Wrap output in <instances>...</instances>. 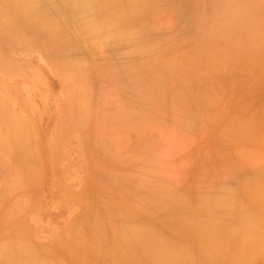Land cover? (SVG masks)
I'll list each match as a JSON object with an SVG mask.
<instances>
[{
	"label": "rangeland",
	"instance_id": "obj_1",
	"mask_svg": "<svg viewBox=\"0 0 264 264\" xmlns=\"http://www.w3.org/2000/svg\"><path fill=\"white\" fill-rule=\"evenodd\" d=\"M77 1L0 2V264H156L128 226L168 262L198 264L213 229L200 264H264V0H137L100 47L73 39Z\"/></svg>",
	"mask_w": 264,
	"mask_h": 264
},
{
	"label": "bare ground",
	"instance_id": "obj_2",
	"mask_svg": "<svg viewBox=\"0 0 264 264\" xmlns=\"http://www.w3.org/2000/svg\"><path fill=\"white\" fill-rule=\"evenodd\" d=\"M48 1V0H47ZM61 1H63L65 4H67V2H70V0H61ZM75 1H77V0H75ZM79 1V0H78ZM77 1V2H78ZM93 1V2H92ZM97 3H96V2ZM80 0L78 3L77 2H74V3H70L73 7H74V9H72L71 8V10L73 11V10H75V12H74V16L76 15L77 17L76 18H74L73 19V23H74V27L76 28V30H77V33L75 34V33H71V35H73L74 37H73V39L75 38V40L78 38V39H80L81 40V42H83L84 44H90V43H93V42H104V41H106L108 38H110L111 37V35H118V34H120V33H122L121 32V30H120V28H121V25L124 23V22H128L129 20H131V19H133V16H134V13L135 12H133V10L134 9H132V12H130L131 10L130 9H128V8H132V7H135V5L137 4V2L139 1H137V0H131V2H127V0H114L115 2L112 4V6L111 7H107L106 5L107 4H109V3H111V1L112 0H102L103 1V3H98V1L100 2L101 0ZM101 1V2H102ZM131 3V7H128V5H126L127 3ZM129 1V0H128ZM0 2L2 3V5H3V15H16L15 17H18V15L20 14H17V12H16V10H15V8H21L23 11H24V8L25 7H27L28 9H29V7L33 10H36V7H38L39 5H38V2H37V0L35 1V0H0ZM72 2H73V0H72ZM95 2V3H94ZM109 2V3H108ZM50 3V2H49ZM140 3V2H139ZM138 3V4H139ZM46 4H47V2H46ZM45 4V5H46ZM70 4H69V6H70ZM138 4L136 5V6H138ZM47 6V5H46ZM105 6V7H104ZM127 6V7H126ZM40 7V6H39ZM71 7V6H70ZM50 8H51V6H50ZM49 9V8H48ZM44 10V9H43ZM42 10V11H43ZM78 10H80L81 11V13H80V11H78ZM55 11V10H54ZM21 12V11H20ZM37 12V11H36ZM41 12V11H40ZM40 12H38V13H40ZM56 12V11H55ZM103 13V15H104V17L101 19V20H96V19H94V17H93V15L95 14V13ZM44 13H45V11H44ZM80 13V14H79ZM33 14V13H32ZM46 14V13H45ZM62 14V13H61ZM28 16V15H27ZM41 16V15H40ZM45 15L43 14V17H44ZM49 16V15H48ZM22 17H23V15H22ZM42 17V16H41ZM52 17V16H51ZM26 18V17H25ZM107 18V19H106ZM34 20V19H33ZM32 20V21H33ZM36 20V19H35ZM46 19L44 18V21H45ZM56 19L54 18V21H55ZM43 21V20H42ZM48 21H50V20H48ZM54 21H53V23H54ZM51 22V21H50ZM57 22V21H56ZM72 22V21H71ZM118 22H120V23H118ZM122 22V23H121ZM37 23V22H36ZM46 23V22H45ZM52 23V25L50 26V28L47 30V32H46V35H48L49 37H51V41H49V44H52V46H54V45H56V44H58L59 42H61L60 40H58L57 39V37H56V35L58 34V31L61 29V27H60V25L61 24H59V26H58V22H57V25H55V24H53ZM67 23V22H66ZM73 23H71L72 24V26H73ZM47 24V23H46ZM63 24V23H62ZM66 25H68V24H66ZM41 26H42V24H41ZM48 26V25H47ZM52 27V28H51ZM68 27H69V25H68ZM75 28H74V30H75ZM43 29V28H42ZM75 30V31H76ZM71 31H72V29H71ZM73 32V31H72ZM66 33V32H65ZM66 36V35H65ZM124 36H127L130 40L132 39V37H137L138 36V33L137 32H132L131 34H126V35H121V37H124ZM68 38L70 37V36H67ZM77 37V38H76ZM114 37H117V36H114ZM126 39V38H125ZM69 40H70V38H69ZM69 40H67V41H69ZM71 41V40H70ZM66 43V42H65ZM73 44H74V42H72ZM106 43V42H105ZM80 44V43H79ZM94 44V47L97 45V46H99L97 43L95 44V43H93ZM81 45V44H80ZM67 46H69V45H67ZM75 46V45H74ZM90 46H91V44H90ZM77 47V46H76ZM100 47V46H99ZM98 48V47H97ZM106 48V47H105ZM141 48V45L140 44H138L135 48H134V51L135 50H138V49H140ZM143 48H144V46H143ZM71 49V48H70ZM75 49V48H74ZM92 49H93V47H92ZM51 50V49H50ZM72 50V49H71ZM142 50V49H141ZM94 51H95V49H94ZM140 51H138V53H139ZM81 53H83V52H81ZM92 53V52H91ZM99 54V53H98ZM101 54V53H100ZM135 54H136V51H135ZM100 56V55H99ZM146 178V177H145ZM144 178V179H145ZM150 179V178H149ZM148 179V180H149ZM144 181H146V180H144ZM152 181V180H151ZM150 183V182H149ZM149 185V184H148ZM146 187H144V189H145ZM146 190H148V189H146ZM145 190V191H146ZM152 191V189L150 190V193L148 192V194H153L154 193V190H153V192H151ZM196 191V190H195ZM201 192V191H200ZM199 192V193H200ZM141 193V192H140ZM145 193V192H144ZM167 193H169V192H167ZM167 193H165V194H167ZM179 193H181V192H179ZM184 193H185V190H184ZM204 193V192H203ZM226 193V192H225ZM146 194V193H145ZM147 194V195H148ZM152 194H151V196H152ZM157 194V193H156ZM164 193H163V195H165ZM174 194V196H172V197H174L175 198V196H178V195H175V193H172V195ZM197 194V193H196ZM195 194V195H196ZM209 194V193H208ZM221 194V193H220ZM228 194V193H227ZM139 195H141V194H139ZM161 195V194H160ZM167 195H169V194H167ZM180 196L182 195V194H179ZM186 195H188V194H186ZM205 195H206V193H205ZM214 195V194H213ZM213 195H212V197H213ZM223 195V194H222ZM142 196L143 197H145L146 198V196L144 195V194H142ZM153 196H155L154 194H153ZM159 196V195H158ZM171 196V195H170ZM170 196H169V198H170ZM179 196V199L178 200H181L182 198ZM198 196V195H197ZM166 197V196H165ZM183 197V196H182ZM201 197H203L202 195H201ZM225 197H227V196H224V197H222L223 199L225 198ZM144 198V199H145ZM154 198H156V197H154ZM159 198V197H158ZM173 198V199H174ZM185 198H186V196H185ZM197 198V197H196ZM195 198V199H196ZM215 198H216V196H215ZM229 198V197H228ZM133 199V198H132ZM131 199V200H132ZM139 199V198H138ZM137 199V200H138ZM147 199V198H146ZM151 199H152V197H151ZM167 199V198H166ZM175 199H177V198H175ZM175 199H174V201H175ZM188 199V198H187ZM199 199L201 200L202 198H200L199 197ZM210 199V201H212V200H214V199H212L211 200V198L208 196V198H207V200H209ZM226 199V198H225ZM131 200H129L128 202L130 203V201ZM152 200H154V199H152ZM157 200V199H156ZM155 200V201H156ZM161 200V199H160ZM163 201H164V199H162ZM171 200V199H170ZM169 199H168V201H170ZM206 200V201H207ZM227 200V199H226ZM229 200H231V199H229ZM134 201V200H133ZM139 201V200H138ZM146 201V200H145ZM150 201V200H149ZM158 201V200H157ZM163 201H161V202H163ZM173 201V200H172ZM173 201V202H174ZM177 201V200H176ZM185 201V200H184ZM187 201V200H186ZM185 201V202H186ZM196 201H199V200H196ZM210 201L208 202V203H210ZM179 202V201H178ZM189 201H187V203H188ZM207 202H206V204H207ZM213 202H215L216 203V201H213ZM232 202V201H231ZM231 202H229V203H231ZM234 202V201H233ZM232 202V203H233ZM131 203H133V202H131ZM135 204H136V202H134ZM134 203H133V205H134ZM142 203H143V201H142ZM147 203H148V200H147ZM153 203H155V202H153ZM157 203V202H156ZM181 203H183L182 201H181ZM186 203V204H187ZM197 203V202H196ZM196 203H195V205H196ZM199 203V204H198ZM197 204L198 205H201L200 203H202V202H198ZM231 203V204H232ZM150 205H151V203H149ZM163 204V203H162ZM166 205H167V203H165ZM169 204V203H168ZM170 204H172V203H170ZM205 203H203V205H204ZM211 204V203H210ZM220 204V203H219ZM218 204V205H219ZM225 204V203H224ZM132 205V204H131ZM177 205V204H176ZM178 205L180 206V204L178 203ZM208 205V204H207ZM213 205V204H212ZM218 205H217V207H218ZM237 205V204H236ZM238 205H239V203H238ZM152 206V205H151ZM153 206H156V204L155 205H153ZM170 206H172V205H170ZM209 206V205H208ZM214 206H215V204H214ZM226 206V205H225ZM129 207H131L130 205H129ZM145 207H147V205L145 206H143V208L144 209H146ZM166 207V206H165ZM168 207V206H167ZM176 206H174V208H175ZM181 207V206H180ZM205 207V206H204ZM226 207H228V206H226ZM238 207V206H237ZM142 208V209H143ZM148 208V207H147ZM153 208V207H152ZM155 208H157V207H155ZM179 208V207H178ZM216 208V207H215ZM214 208V210H216L215 212H218L217 211V209H219V208H221V207H219V208H216L215 209ZM223 208H225L224 206H223ZM223 208H222V210L221 211H223ZM143 209V210H144ZM160 209H162V208H160ZM164 209V208H163ZM167 209V208H166ZM165 209V210H166ZM169 209H171V208H169ZM169 209H167V210H169ZM180 209V208H179ZM183 209V208H182ZM182 209H180V211L182 210ZM206 209H208V207L206 206ZM227 209V208H226ZM125 210H127V207H126V209H124V211ZM129 210H130V208H129ZM164 210V211H165ZM175 210V209H174ZM209 210H211V208L209 207ZM213 210V209H212ZM212 210H211V212H212ZM231 210V209H230ZM229 210V211H230ZM128 211V210H127ZM131 211V210H130ZM135 211H137L138 212V210H135ZM179 213H180V211L179 210H177ZM145 212H147L146 210H145ZM157 212V211H156ZM162 212V211H161ZM209 212V219L211 218V216H212V218H213V215H215V212H213L214 214H210V211H208ZM207 212V213H208ZM227 212V211H226ZM238 212V211H237ZM148 213H151V212H148ZM158 213H159V211H158ZM245 213V212H244ZM152 214H154V213H152ZM229 214V213H228ZM151 215V214H150ZM155 215V214H154ZM158 215V214H157ZM230 215V214H229ZM233 215V214H232ZM164 216V215H163ZM178 216V215H177ZM177 216H174V218L175 217H177ZM231 216V215H230ZM235 216V215H234ZM237 216V215H236ZM243 216V215H242ZM245 217H246V214L244 215ZM248 216V215H247ZM166 217V216H165ZM170 217V216H169ZM180 217V216H179ZM178 217V218H179ZM183 217V216H182ZM233 217V216H232ZM167 218H168V216H167ZM172 216H171V219L169 218V220L170 221H174V220H172ZM218 218H220L219 216H218ZM236 218H238V216L236 217ZM251 218V217H250ZM249 218V219H250ZM213 219H216V218H213ZM221 219V218H220ZM241 219V218H240ZM162 220H164V219H162ZM180 220V219H179ZM181 220H182V218H181ZM188 220V219H187ZM193 220V219H192ZM192 220L190 221L191 223H192ZM198 220V219H197ZM203 220V219H202ZM201 220V221H202ZM238 220V219H237ZM252 220H255L254 218L252 219ZM251 220V221H252ZM258 220H259V218H258ZM182 221H184V220H182ZM200 221V222H201ZM222 221H223V219H222ZM222 221H221V223H222ZM248 221V220H247ZM177 222H179L178 220H177ZM187 222V221H186ZM189 222V223H190ZM213 222H215V221H213ZM220 222V221H219ZM215 223H218V222H215ZM221 223H219V225L221 224ZM248 223V222H247ZM164 224V223H163ZM183 224V223H182ZM195 227L196 226H198V225H200V224H196V221H195V224L194 223H192ZM211 224L213 225L214 223H212V221H211ZM254 224V223H253ZM180 225V224H179ZM184 225H186L185 223H184ZM210 225V224H209ZM211 225V226H212ZM234 225V224H233ZM235 225H238V224H235ZM240 225V224H239ZM128 226V225H127ZM137 226V225H136ZM208 226V225H207ZM211 226H208V234L211 232L214 236H212L211 234H209L210 236H206V238H207V244H208V246H209V249L211 248V247H213V245H214V243H216L215 241L216 240H218V239H215L214 240V238H217V234H218V232H217V234L216 233H213L212 231H213V229L209 232V229L211 228ZM214 226V225H213ZM241 227H242V225H240ZM254 226H255V224H254ZM254 226H253V228H254ZM257 226V225H256ZM129 227V226H128ZM127 227V228H128ZM149 227V226H148ZM151 227V226H150ZM189 227V226H188ZM187 227V225H186V228H188ZM235 227V226H234ZM245 227V226H244ZM126 229V231H128V233H124V231H125V229ZM126 227H123L122 229H124V231H123V237H126V239H128V238H130L131 240H133V244L134 245H132L131 244V246L129 247L131 250H132V253H136V257L135 256H132L133 258L135 257V258H137V253H138V255H142L143 254V251L141 252V254L139 253V250H136V249H141V246L143 247L144 246V249H145V246H148V247H152V246H154V249H151V250H153L154 251V253L151 251V250H144V252H146V254L147 255H149L150 256V252H152L154 255L155 254H157L158 255V258L159 257H165L166 255L168 256V254H162V256H161V253L162 252H164V251H166V249H164V247H163V251H161V253H159L160 252V246H162V243H161V241L160 240H158V238H157V240H156V238H154V236H155V232H157V234H158V231L156 230V228L155 227H153V228H150L149 230L147 229V225H146V229H147V231L145 230V229H143V228H128L127 229ZM214 228V227H213ZM143 229V230H142ZM155 229V230H154ZM189 229V228H188ZM228 229V228H227ZM243 229V228H242ZM120 230V231H121ZM138 230V231H137ZM154 230V231H153ZM174 230V229H173ZM192 230V229H191ZM217 230H219V227H218V229ZM216 230V231H217ZM238 230V229H237ZM245 230V229H244ZM119 231V232H120ZM122 231H121V233H122ZM125 231V232H126ZM144 231H146V233H140V232H144ZM107 232V231H106ZM139 232V233H138ZM191 232H193V230L191 231ZM215 232V231H214ZM237 232V231H236ZM238 232H239V230H238ZM154 233V234H153ZM199 233V232H198ZM197 233V234H198ZM250 233V232H249ZM159 234H161L160 232H159ZM159 234H158V236H159ZM195 234H196V232H195ZM196 234V235H197ZM207 234V233H206ZM216 234V235H215ZM237 234V233H236ZM244 234V233H243ZM122 235V234H121ZM200 235V234H199ZM216 236V237H215ZM259 236V235H258ZM122 237V238H123ZM128 237V238H127ZM155 237H157V236H155ZM208 237H209V239H208ZM228 237V236H227ZM248 237H249V235H248ZM248 237H246V239L248 238ZM251 237V236H250ZM260 237V236H259ZM118 238H120L119 236H118ZM183 238V237H182ZM187 239H185V240H192L193 241V239L192 238H189L188 239V237H186ZM196 238V237H195ZM213 238V239H212ZM218 238H219V240L221 241V239H220V237L218 236ZM256 238H258L257 236H256ZM255 238V239H256ZM263 238V237H262ZM124 240V238H123V242H121V243H125L126 244V242L128 241V240H130V239H128V240ZM160 239V238H159ZM163 239H164V237H163ZM167 239V238H166ZM170 239V238H169ZM168 239V240H169ZM210 239L212 240V241H210ZM226 239V238H225ZM224 239V240H225ZM116 240H117V238H116ZM130 240V241H131ZM156 240V241H155ZM162 240V239H161ZM185 240H184V238L183 239H180L177 243H180L181 241H184L183 242V244H186L185 243ZM196 240V239H195ZM218 240V241H219ZM222 240H223V238H222ZM243 240V239H242ZM253 240V239H252ZM118 241V240H117ZM126 241V242H125ZM159 241H160V243H159ZM163 241V240H162ZM217 241V245H219V242ZM244 241H246L245 239H244ZM254 241V240H253ZM119 242H120V240H119ZM169 243H170V241H168ZM175 242H176V240H175ZM206 242V241H205ZM212 242V244L213 245H209V243H211ZM214 242V243H213ZM223 242H225V241H223ZM223 242L221 241L220 242V244L222 245L223 244ZM227 242V241H226ZM163 243H165V240L163 241ZM172 243H174V241H172ZM177 243H175L176 245H177ZM182 243V242H181ZM180 243V245H179V247L180 246H182V248H183V244H181ZM188 244H190L191 243V241L189 242H187ZM193 243H194V241H193ZM244 243V242H243ZM249 243V242H248ZM252 243V242H251ZM117 244V243H116ZM127 244H128V242H127ZM129 244H130V242H129ZM129 244H128V246H129ZM141 245L140 247H138L137 245ZM166 246H168L169 244L166 242ZM229 245V243H226V245ZM160 245V246H159ZM173 245V244H172ZM176 245H174L172 248H174L175 249V247L176 248H179V247H177ZM187 245V244H186ZM221 245H220V247H221ZM118 246V245H117ZM122 246V245H121ZM208 246H206V248L208 249ZM216 246V245H215ZM214 246V247H215ZM23 247H25V246H23ZM115 247H116V245H115ZM124 247V246H123ZM123 247H122V250H123ZM125 247H126V245H125ZM132 247H134V249H132ZM205 247V246H204ZM213 247V248H214ZM217 247V246H216ZM22 248V247H21ZM118 248H119V246H118ZM121 248V247H120ZM119 248V249H120ZM129 248H128V250H129ZM160 248V249H159ZM116 249V248H115ZM147 249H149V248H147ZM184 249V248H183ZM187 249V248H186ZM202 249V248H201ZM209 249L208 250H206L205 249V251L204 250H201L202 251V253L204 252L205 254H206V252L207 251H209ZM212 249V248H211ZM31 250V249H30ZM121 250V251H122ZM126 250V249H125ZM124 250V251H125ZM142 250H143V248H142ZM172 250V249H171ZM176 250V249H175ZM174 250V251H175ZM178 250H181V247H180V249H178ZM24 251V250H23ZM22 251V252H23ZM32 251V250H31ZM115 251V250H114ZM120 251V252H121ZM150 251V252H149ZM174 251H173V253H174ZM21 252V251H20ZM28 252V251H27ZM27 252L25 253V257L27 256ZM103 252V251H102ZM127 252V251H126ZM167 252L169 253V251L167 250ZM176 252V251H175ZM178 252H181V251H178ZM200 252V251H199ZM199 252H197V254L199 253ZM31 253V252H30ZM30 253H28V255H30L31 256V258H34L35 259V255H34V253H36V252H34L33 253V255H31ZM105 253V252H104ZM112 253V252H111ZM172 253V254H173ZM184 253V252H183ZM196 253V252H195ZM193 254V256L194 257H196V254ZM201 253V256H204L203 254ZM209 253H210V251H209ZM208 253V254H209ZM37 254V253H36ZM106 254V253H105ZM119 254V253H118ZM118 254H116V255H118ZM145 254V253H144ZM152 254V255H153ZM159 254H160V256H159ZM171 254V253H170ZM178 254V253H177ZM104 255V254H103ZM113 255V254H112ZM153 255V258L155 257V259H156V261H155V259L153 260V261H155L156 262V264H157V262H158V260H160V258L158 259V258H156L157 256L155 255L154 256ZM164 255V256H163ZM176 255V254H175ZM180 257V260L182 261H180L179 259H177L178 261H177V263H176V261H174L173 262V260H171L170 262H168L169 261V259H170V257L168 256L167 258H166V260H165V258H163L164 259V261H166V264H182V263H184L185 264V260H189V259H194V258H189V259H186L187 257H189V256H187L188 254L186 253H184V254H178ZM178 255H176L177 257H178ZM182 255H184V258H181L182 257ZM192 255V254H191ZM29 256V257H30ZM110 256H111V254H110ZM114 256H115V253H114ZM149 256H147V257H149ZM175 256V258L174 259H176L177 257ZM187 256V257H186ZM198 257L197 258H195L196 260H197V262H198V264H200L199 263V261H198V258L200 257V258H203V257H201V256H199V255H197ZM207 256V255H206ZM28 257V258H29ZM139 257V256H138ZM144 256L142 255L141 256V259L143 258ZM173 256L171 255V259H173L172 258ZM104 258V257H103ZM122 258V257H121ZM152 258V257H151ZM115 259V258H114ZM124 258H122V260H123ZM129 259V258H128ZM208 259H209V255H208ZM28 260V259H27ZM30 260V259H29ZM28 260V261H29ZM102 260H105V259H102ZM109 260V259H108ZM121 260V261H122ZM125 260V259H124ZM138 260V259H137ZM146 261H147V259H145ZM203 260V259H202ZM21 261V260H20ZM112 261V260H111ZM114 262H115V260H113ZM117 261V260H116ZM129 261V260H128ZM138 261H140V260H138ZM146 261L145 262H143L142 261V263H145V264H147L146 263ZM180 261V262H179ZM114 262L112 263L111 262V264H114ZM126 262V261H125ZM149 262V261H148ZM173 262V263H172ZM192 262V261H191ZM193 262L195 263V261L193 260ZM122 263V262H121ZM120 263V264H121ZM124 263V262H123ZM122 263V264H123ZM141 263V262H140ZM150 263V262H149ZM161 263H164V262H162V259L160 260V262H159V264H161ZM116 264H119V263H117L116 262ZM165 264V263H164ZM191 264V263H190ZM197 264V263H196Z\"/></svg>",
	"mask_w": 264,
	"mask_h": 264
}]
</instances>
